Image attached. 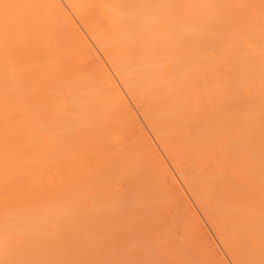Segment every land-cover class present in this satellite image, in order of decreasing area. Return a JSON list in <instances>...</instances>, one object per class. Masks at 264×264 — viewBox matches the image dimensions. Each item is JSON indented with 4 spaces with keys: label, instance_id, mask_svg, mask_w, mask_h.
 I'll use <instances>...</instances> for the list:
<instances>
[{
    "label": "bare ground",
    "instance_id": "1",
    "mask_svg": "<svg viewBox=\"0 0 264 264\" xmlns=\"http://www.w3.org/2000/svg\"><path fill=\"white\" fill-rule=\"evenodd\" d=\"M174 170L264 264V0H0V264H203Z\"/></svg>",
    "mask_w": 264,
    "mask_h": 264
},
{
    "label": "rangeland",
    "instance_id": "2",
    "mask_svg": "<svg viewBox=\"0 0 264 264\" xmlns=\"http://www.w3.org/2000/svg\"><path fill=\"white\" fill-rule=\"evenodd\" d=\"M94 46V45H93ZM97 49H95V51H96ZM98 51V50H97ZM96 51V52H97ZM98 53H99V55L102 57V59H103V62L105 63V61H104V58H103V56L101 55V53L98 51ZM98 53H97V55H98ZM98 55V56H99ZM100 56H99V58H100ZM105 65L107 66V64L105 63ZM105 66V67H106ZM109 67L107 66V69H108ZM109 72H111V75L115 78V76L113 75V73H112V71H110V68H109ZM116 79V78H115ZM117 81V80H116ZM117 84H119L118 86L121 88V92L123 91V93H124V91H125V93L127 92L126 90H124L123 89V86L117 81ZM122 93V94H123ZM124 93V94H125ZM128 93V92H127ZM127 93L125 94L126 96H124V94H123V96H124V98H129V97H131V96H129V95H127ZM129 96V97H128ZM131 98H129V99H127L129 102V104L130 103H132V104H130V105H132L133 106V109H137V110H133V111H135L134 112V114L135 113H137L138 112V107L136 108V106L135 105H133V104H136V103H134L135 101H133V100H130ZM132 99H133V97H132ZM130 101H132V102H130ZM129 106V105H128ZM132 106H131V108H130V106H129V108H130V110L132 109ZM135 107V108H134ZM132 111V110H131ZM140 114V113H139ZM138 113H137V116H139V117H136V114H135V118L137 119V121H138V119L140 120V121H138V122H141L140 124L142 125V127H143V129L145 130V132H147V133H145L144 131V133H145V135L147 136V137H150L151 138V140H153L154 141V146H155V144L159 147V154H161V155H163L165 158H166V156H165V154H163V151H162V149L160 148V146H159V144H158V142H155L156 140H154L155 138H154V135L152 134H150L151 133V131H150V129H148L149 127H147V125L146 124H144L146 121L144 120V118L142 117V116H140ZM142 120H144V121H142ZM140 125V126H141ZM145 127H146V129H145ZM142 130V129H141ZM150 131V132H149ZM149 136H148V135ZM151 136H153V137H151ZM149 138V139H150ZM151 140H150V142H151ZM153 141L151 142V143H153ZM158 147H157V149H158ZM162 152V153H161ZM160 155V156H161ZM163 156H161V158H163L164 159V157ZM164 160H166V161H164V163H167L168 164V167L170 168H168L169 169V171L171 172V169H172V171H173V167H172V164H171V166H170V162L168 161V158H166V159H164ZM166 165V164H165ZM173 173V175H174V173H175V177L177 178H175L174 176V179H175V181H178L177 183H176V185H178V187L180 186V188H178V191H179V193H180V195L183 193V195L177 200V201H175V202H180V204L182 203L183 205L182 206H180V207H178L177 205H180L179 203L177 204V205H175V206H177L178 208H179V210H181V211H185V209H187V213H190V211L188 210V206H190V208L189 209H192L191 211L192 212H194V213H192V214H194V215H196V218H197V220H196V222H198V223H195V216L193 215V218L192 219H194V220H192L193 222L191 223V224H193L194 223V226H195V224H196V226H197V224H198V226L197 227H199L197 230L196 229H193L194 228V226L192 225V230H193V232L196 230V232H197V234H195L194 233V235L196 236V239L198 240V242H195V243H197L196 245L198 246L197 248H199V250H200V252H199V250L198 249H195V247L196 246H194V251L195 252H193L194 253V255H196V257L198 256L200 259H201V257H200V255L201 254H204V252H205V254H207L206 256H209L208 258V260H206V256L205 255H203V256H205L204 258L202 257V260H203V264H207V262H208V264H209V262H210V264H235L234 262L232 263V259L230 258V257H228L229 255L227 254V251L226 250H224V248H223V246H222V244H221V242L220 241H218L219 239H218V236H216V234L214 233V229H212V227H211V225H210V223H208V221L206 220L207 218H205V215H203L202 214V212H201V210L197 207V204L195 203V201H194V199L192 198V195H190L189 193L190 192H188L189 190L185 187V185L182 183V181L181 180H179L180 179V177L179 176H177L176 175V172H175V170H174V172H172ZM181 188L183 189V190H181ZM185 188L187 189V191L185 190ZM183 191V192H181V191ZM184 194L186 195V198L187 199H185V196H184ZM173 202V201H172ZM175 202H173V203H171V207H172V205L175 203ZM196 205V206H195ZM174 206V207H175ZM173 207V208H174ZM177 208V209H178ZM172 210H174V209H172ZM178 211V210H177ZM179 213H181L180 211H179ZM186 213V214H187ZM183 214V215H182ZM182 214H180L179 216H180V218L182 217V216H184V218H185V216L186 215H184L185 213H182ZM198 214V215H197ZM189 216H191V213L190 214H187V217H189ZM199 216V217H198ZM201 216V217H200ZM183 218V219H184ZM181 220H182V218H181ZM185 220V219H184ZM190 221V220H189ZM207 221V222H206ZM182 222H183V220H182ZM186 222V221H185ZM191 222V221H190ZM205 222V223H204ZM202 225V226H201ZM195 226V228H197ZM179 229H181V227H179ZM202 230H204V231H202ZM179 232V230H177V228H176V231H174L175 233L176 232ZM181 231V230H180ZM178 232H177V234H178ZM182 233V232H181ZM199 234V235H198ZM173 235H175L174 233H173ZM194 235H193V237H194ZM177 237L176 238H180V236H181V234L179 235V237H178V235H176ZM174 237V236H173ZM201 237H202V239H201ZM192 238V237H191ZM175 239V238H174ZM194 239V238H193ZM192 239V240H193ZM205 239V240H204ZM172 240H173V238H172ZM176 241H178L177 239H175ZM196 240V241H197ZM200 240V241H199ZM175 241V242H176ZM199 242H200V244L202 245V248H203V250H201L200 248H201V245L199 244ZM209 242V243H208ZM194 243V244H195ZM200 245V247H199V245ZM207 248V249H206ZM214 248V249H213ZM198 251V252H197ZM197 252V253H196ZM203 252V253H202ZM213 254H212V253ZM196 253V254H195ZM201 253V254H200ZM217 253V254H216ZM198 254H200V255H198ZM202 256V255H201ZM223 257V258H222ZM218 258V259H217ZM211 259V260H210ZM223 259V260H222ZM202 260H200V261H202ZM214 260V261H213ZM207 261V262H206Z\"/></svg>",
    "mask_w": 264,
    "mask_h": 264
}]
</instances>
